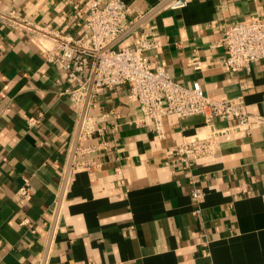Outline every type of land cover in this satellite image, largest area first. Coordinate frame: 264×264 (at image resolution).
Returning <instances> with one entry per match:
<instances>
[{
	"label": "crops",
	"instance_id": "0c3cea01",
	"mask_svg": "<svg viewBox=\"0 0 264 264\" xmlns=\"http://www.w3.org/2000/svg\"><path fill=\"white\" fill-rule=\"evenodd\" d=\"M124 1L134 24L166 0ZM186 1L157 10L117 48L149 31L155 66L185 86L199 81L214 98L244 95L249 111L264 115V61L231 71L220 44L224 24L264 16V0ZM88 7L0 0V12L37 29L0 25V264H264V129L223 135L218 154L191 170L167 165L166 150L204 116L166 117L160 138L152 122H136L139 106L122 85L90 96L87 116H102L107 132L86 142L107 147L76 153L67 175L81 112L65 93L75 83L47 61L44 45L55 42L50 32L83 36Z\"/></svg>",
	"mask_w": 264,
	"mask_h": 264
},
{
	"label": "built area",
	"instance_id": "2783aa9c",
	"mask_svg": "<svg viewBox=\"0 0 264 264\" xmlns=\"http://www.w3.org/2000/svg\"><path fill=\"white\" fill-rule=\"evenodd\" d=\"M170 4L182 8L187 1L173 0ZM133 13V7L124 0H89L88 10L80 22L85 32L83 36L47 33L55 40L51 46L44 45L47 61L57 64L75 83L65 93L80 108L81 116L89 92L92 96L122 85L128 86L129 99L139 106L136 122H152L160 138L165 136L166 117L185 119L200 114L204 116V123L195 133L185 136L165 152V164H181L190 170L199 160L218 154L223 135L238 130L264 129V115L250 112L244 95L214 98L206 93L199 81L185 86L168 69L155 66L150 53L157 43L149 31L144 30L133 44L117 48V43L107 48L133 24ZM0 25L37 30L7 12H0ZM220 44L224 52L222 64L226 69L249 71L253 64L264 61V16L224 24ZM191 64L196 69L201 66L199 60ZM103 120L102 116H87L86 113L77 154L83 156L107 147L106 141L99 144L86 142L107 132ZM37 122L38 118H32L28 123L32 126ZM221 123L227 125L220 126ZM189 182L193 198L201 202L203 190L198 178L192 175ZM20 192L23 195L31 192L27 180ZM21 224L34 231L29 218H24Z\"/></svg>",
	"mask_w": 264,
	"mask_h": 264
},
{
	"label": "water",
	"instance_id": "95a60500",
	"mask_svg": "<svg viewBox=\"0 0 264 264\" xmlns=\"http://www.w3.org/2000/svg\"><path fill=\"white\" fill-rule=\"evenodd\" d=\"M173 0H166L165 2H163L161 5H159L158 7H156L154 10H152L151 12H149L146 16H144L143 18L139 19L137 22H135L133 25H131L124 33H122L112 44H110L107 48H110L112 46H114L115 44H117L119 41H121L124 37H126L127 35H129L131 32H133L136 28H138L142 23H144L152 14H154L157 10H159L160 8H162L163 6L167 5L168 3H170ZM91 89V88H90ZM91 91V90H90ZM89 98H90V92L89 95L87 97L84 109H83V113L80 119V123H79V127H78V131H77V136L75 139V143L72 149V153H71V158H70V162H69V166H68V170H67V175L70 174L72 166H73V161L75 158V154H76V150L79 144V137H80V131H81V127H82V123L84 120V117L86 115V111H87V106H88V102H89Z\"/></svg>",
	"mask_w": 264,
	"mask_h": 264
}]
</instances>
